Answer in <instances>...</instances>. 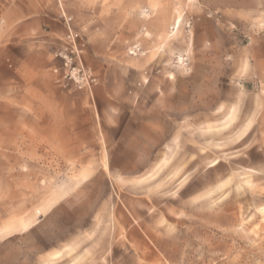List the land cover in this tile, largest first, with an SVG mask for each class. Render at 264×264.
Wrapping results in <instances>:
<instances>
[{
	"label": "rangeland",
	"instance_id": "374dc122",
	"mask_svg": "<svg viewBox=\"0 0 264 264\" xmlns=\"http://www.w3.org/2000/svg\"><path fill=\"white\" fill-rule=\"evenodd\" d=\"M60 3L91 91L60 80L57 53L11 48L0 21V264H264V0ZM112 84L130 109L95 107ZM231 106L253 118L243 141ZM154 112L167 115L160 141L129 150L136 127L123 123ZM144 153L147 165L123 166Z\"/></svg>",
	"mask_w": 264,
	"mask_h": 264
},
{
	"label": "crops",
	"instance_id": "0c3cea01",
	"mask_svg": "<svg viewBox=\"0 0 264 264\" xmlns=\"http://www.w3.org/2000/svg\"><path fill=\"white\" fill-rule=\"evenodd\" d=\"M42 2L44 4V8L42 6L43 5ZM46 2H48L47 6H45ZM60 9L62 10V12L60 11ZM63 10L64 9L60 3V0H27V3L24 0H0V21L3 20L6 23L5 26L8 29L7 32L10 39L9 41H7L8 44H10V47L13 48L15 45L19 43V38H20L22 39L21 42L23 41V43H25L26 45V52L28 55H32L35 53H49V54L57 53L62 46L59 40H63L67 34V27L61 18L62 13H65ZM71 17L73 18L74 16L71 15ZM74 24L75 23H73V27ZM36 36L42 37L43 38L42 43L44 42L45 43L42 44L41 46L36 47L34 40ZM166 43H168L167 46L171 47L172 41H168L167 37H166ZM191 45L193 47V44ZM0 46L1 47L3 46L2 35H0ZM163 47L165 48L164 45ZM40 48H42V50ZM163 49H160L159 51L162 52ZM170 52L172 54L171 48H170ZM188 52L191 53V50H189ZM178 53L184 54L185 52H178ZM28 60L29 59H27V61ZM258 67L261 69L264 68V59H261L259 61ZM170 73L172 74V72ZM174 76H175L174 79L171 80L177 81V75L174 74ZM103 85L104 84H102V86ZM5 86L0 85V89L4 88ZM112 86L113 84L108 86L106 97H104L102 92H100L101 88L97 90L96 97L93 94L92 100L95 107L96 105L98 106L101 105L102 107H104V109L102 110H107L108 108H110L112 103L115 104L113 106L114 108L120 106L122 109L123 108L130 109L131 107L128 104L130 102L133 103L134 99H130V97H125V98L115 97L113 95L114 87ZM33 91H34L33 87L31 85L30 86L28 85L27 92L31 93ZM111 98L114 100V102L110 100ZM224 108H226L225 110L229 112H224L226 113V115L223 117L230 120L233 119L235 124L239 125L238 127L239 130L237 133L240 134L241 141L245 140L248 136H250V134L255 129V126H253L252 116H250L248 120H246L245 122H242V118L241 119L239 118V109L237 106L234 108H232L231 106V108L229 109L228 107H224ZM133 114H135L134 117H131L128 120V122L123 123L125 129L127 127H136L135 130H132L133 133L132 137L134 138V141H132L133 145L128 146V149L130 150V149L138 148L140 150H147V147L149 148L150 145L160 141L159 135L163 132L164 126L168 124V121L164 122L163 120L164 118L165 119L167 118V115H164L163 112H154L153 116L150 115L146 117H139L136 115V113ZM156 114H158V116ZM187 117H189V115ZM110 118L116 123L114 125L117 126L119 124H122L118 120V116L116 115V113L115 115H112V117ZM208 129L209 127L206 128V130L204 131H207ZM125 151L128 150L125 149ZM139 157L140 158L137 161L124 160L122 164L124 167L134 166V165L136 166L147 165V161H146L148 157L147 153H144ZM119 164L120 162H118L117 165ZM161 164L163 165L168 164L166 158H163L161 160ZM105 167L106 169H108L107 162L105 163ZM113 175L117 179L122 177V175L119 172H114Z\"/></svg>",
	"mask_w": 264,
	"mask_h": 264
},
{
	"label": "built area",
	"instance_id": "2783aa9c",
	"mask_svg": "<svg viewBox=\"0 0 264 264\" xmlns=\"http://www.w3.org/2000/svg\"><path fill=\"white\" fill-rule=\"evenodd\" d=\"M62 20L67 27V34L64 37V46L57 52V57L62 61V67L55 69V73H61V81L71 83L78 89H88L97 83L90 68L86 67L83 62L85 51V42L81 34L73 27V18L62 13ZM129 53L133 56L144 55L145 52L139 44H134L129 48Z\"/></svg>",
	"mask_w": 264,
	"mask_h": 264
},
{
	"label": "bare ground",
	"instance_id": "6f19581e",
	"mask_svg": "<svg viewBox=\"0 0 264 264\" xmlns=\"http://www.w3.org/2000/svg\"><path fill=\"white\" fill-rule=\"evenodd\" d=\"M183 22H184V17H183V14L180 13L178 15V18L175 20V24L173 25V27H171L172 28L171 31H169V33L166 36L168 41H174V38H177V36H179V34L182 32ZM189 25L190 24H188L187 27L190 28ZM144 55H146V53ZM176 55H178L176 63L178 64L179 68L188 71L190 68V67L188 68V66H189L188 58L186 56H183L182 53H177ZM174 77L175 76H172L170 78L174 79ZM228 123H229V121H226L225 123H223V128H225V126L229 125ZM224 130H226V129H224ZM245 172H247V171H245Z\"/></svg>",
	"mask_w": 264,
	"mask_h": 264
}]
</instances>
